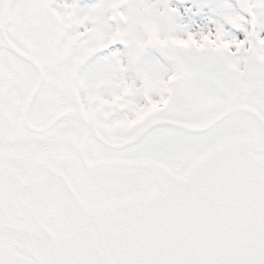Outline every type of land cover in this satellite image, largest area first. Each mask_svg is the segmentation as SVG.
<instances>
[{"label":"snow or ice","instance_id":"6c2138e0","mask_svg":"<svg viewBox=\"0 0 264 264\" xmlns=\"http://www.w3.org/2000/svg\"><path fill=\"white\" fill-rule=\"evenodd\" d=\"M0 264H264V0H0Z\"/></svg>","mask_w":264,"mask_h":264}]
</instances>
